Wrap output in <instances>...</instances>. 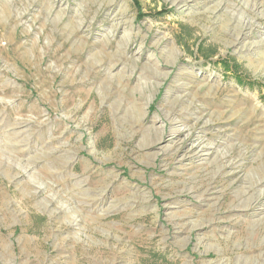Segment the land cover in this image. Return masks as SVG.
<instances>
[{
	"label": "rangeland",
	"instance_id": "obj_1",
	"mask_svg": "<svg viewBox=\"0 0 264 264\" xmlns=\"http://www.w3.org/2000/svg\"><path fill=\"white\" fill-rule=\"evenodd\" d=\"M138 1L0 0V264H264V0Z\"/></svg>",
	"mask_w": 264,
	"mask_h": 264
},
{
	"label": "trees",
	"instance_id": "obj_2",
	"mask_svg": "<svg viewBox=\"0 0 264 264\" xmlns=\"http://www.w3.org/2000/svg\"><path fill=\"white\" fill-rule=\"evenodd\" d=\"M136 4L139 6V1L138 0H135ZM225 62H228V61H225ZM226 68H228V64L226 65ZM238 81H241V78H237Z\"/></svg>",
	"mask_w": 264,
	"mask_h": 264
}]
</instances>
